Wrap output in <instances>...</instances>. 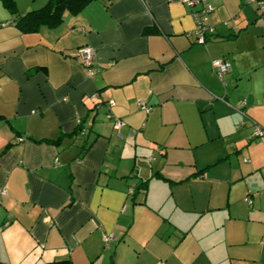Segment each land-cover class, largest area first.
Listing matches in <instances>:
<instances>
[{"label":"crops","instance_id":"1","mask_svg":"<svg viewBox=\"0 0 264 264\" xmlns=\"http://www.w3.org/2000/svg\"><path fill=\"white\" fill-rule=\"evenodd\" d=\"M13 1L19 15L47 2ZM208 3L197 45L179 0H97L35 33L0 0V264H264V66L244 70L237 42L263 15Z\"/></svg>","mask_w":264,"mask_h":264},{"label":"built area","instance_id":"2","mask_svg":"<svg viewBox=\"0 0 264 264\" xmlns=\"http://www.w3.org/2000/svg\"><path fill=\"white\" fill-rule=\"evenodd\" d=\"M183 5L187 6L191 10V17L193 19L194 28L192 35L194 36V43L197 45H204L206 38L213 34V28L209 24L208 17L212 12L213 8L208 3V0H179ZM247 3L254 4L257 8V12L260 15L264 16V0H247ZM0 26H4L1 24ZM76 57L80 59L84 67H86V73L88 77L94 75V71L91 66L93 65L95 52L93 48L89 46H82L76 50ZM211 67L219 81L224 84V76L231 71L230 63L223 59H216L211 61ZM111 105V104H110ZM241 107L245 106V101L242 100ZM136 106L143 110L145 113L150 111V108L147 107L144 101H137ZM113 126L116 129H119L123 126V123L119 120H114ZM239 127V126H237ZM254 137H263L264 130L255 127ZM6 194L5 189H0V198ZM110 236H103V242L108 244L110 241Z\"/></svg>","mask_w":264,"mask_h":264},{"label":"trees","instance_id":"3","mask_svg":"<svg viewBox=\"0 0 264 264\" xmlns=\"http://www.w3.org/2000/svg\"><path fill=\"white\" fill-rule=\"evenodd\" d=\"M94 1L97 0H47L45 5L40 9L19 15L13 0H1L9 13L16 16L14 25L23 33H35L41 27L55 28L63 22V15L65 13L76 16ZM59 139L60 137L57 140H46V142L53 144L57 143ZM146 186L147 181H142L137 188L145 190ZM48 264H72V262L70 260H60Z\"/></svg>","mask_w":264,"mask_h":264},{"label":"rangeland","instance_id":"4","mask_svg":"<svg viewBox=\"0 0 264 264\" xmlns=\"http://www.w3.org/2000/svg\"><path fill=\"white\" fill-rule=\"evenodd\" d=\"M264 22V16L260 18ZM256 22L249 25L247 33L240 36L237 40L240 44V52L238 53V62L245 70L250 69L254 65L264 66V23L259 24L255 28ZM259 72V71H257ZM264 71L262 70V73ZM259 74V73H258ZM247 85V81L240 76L237 90L242 92ZM235 94H237L234 90ZM242 100V99H241ZM242 196V195H241ZM253 193H247L240 197L232 204V214L239 220H247V205L252 203ZM240 224H243L240 222Z\"/></svg>","mask_w":264,"mask_h":264}]
</instances>
